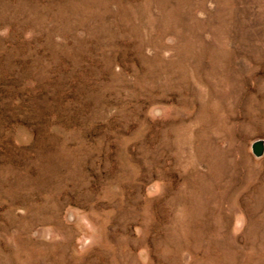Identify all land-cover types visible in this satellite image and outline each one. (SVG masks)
I'll use <instances>...</instances> for the list:
<instances>
[{
    "label": "rangeland",
    "instance_id": "1",
    "mask_svg": "<svg viewBox=\"0 0 264 264\" xmlns=\"http://www.w3.org/2000/svg\"><path fill=\"white\" fill-rule=\"evenodd\" d=\"M264 0H0V264H264Z\"/></svg>",
    "mask_w": 264,
    "mask_h": 264
},
{
    "label": "water",
    "instance_id": "2",
    "mask_svg": "<svg viewBox=\"0 0 264 264\" xmlns=\"http://www.w3.org/2000/svg\"><path fill=\"white\" fill-rule=\"evenodd\" d=\"M263 143L261 140H257L252 144V150L255 155H261L263 153Z\"/></svg>",
    "mask_w": 264,
    "mask_h": 264
}]
</instances>
